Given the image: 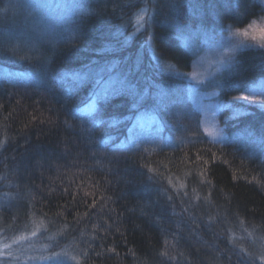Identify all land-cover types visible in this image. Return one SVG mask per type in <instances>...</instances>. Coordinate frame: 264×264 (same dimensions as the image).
Wrapping results in <instances>:
<instances>
[{
	"label": "trees",
	"instance_id": "1",
	"mask_svg": "<svg viewBox=\"0 0 264 264\" xmlns=\"http://www.w3.org/2000/svg\"><path fill=\"white\" fill-rule=\"evenodd\" d=\"M11 1L0 0V235L35 233L75 264H264V111L222 109L226 135L212 140L178 77L191 63L182 39L244 26L260 1L77 0L31 49ZM258 80L264 48L244 47L220 96Z\"/></svg>",
	"mask_w": 264,
	"mask_h": 264
},
{
	"label": "rangeland",
	"instance_id": "2",
	"mask_svg": "<svg viewBox=\"0 0 264 264\" xmlns=\"http://www.w3.org/2000/svg\"><path fill=\"white\" fill-rule=\"evenodd\" d=\"M259 1L263 14L244 26L226 25L217 34H208L207 38L192 33L191 40L182 39L190 51L191 63L189 70L179 73L178 77L183 80L185 93L199 112L202 131L212 140L223 139L226 135L225 128L217 119L222 109L227 108V116L233 118L244 115L250 108L264 111V81H255L230 98H222L219 87L220 78L231 65L236 52L244 47L264 48V0ZM11 2L14 3L10 6L12 10L6 11V15L20 13V18L13 24L15 27L11 28L13 33L23 35L22 46L29 49L33 40L51 38L54 34L51 30L58 32L63 29L71 15L72 19L77 15V11H66L67 6L79 5L77 0H45L46 5H49L47 11L40 12L38 9L43 5L39 2L37 6L34 4L32 10L28 8L34 0ZM140 8L134 16L133 35L142 31L148 20L145 6ZM30 11H35L37 16H32ZM35 239V233L0 235V264H75L72 260L74 257L66 249L60 252L45 251Z\"/></svg>",
	"mask_w": 264,
	"mask_h": 264
}]
</instances>
